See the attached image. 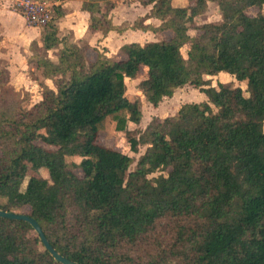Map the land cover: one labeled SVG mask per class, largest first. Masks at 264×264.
<instances>
[{"label": "trees", "instance_id": "obj_1", "mask_svg": "<svg viewBox=\"0 0 264 264\" xmlns=\"http://www.w3.org/2000/svg\"><path fill=\"white\" fill-rule=\"evenodd\" d=\"M141 1L150 13L117 27L115 0H83L93 30L162 34L124 44L121 57L98 50L94 60L87 46L58 37L56 7L42 41L45 50L62 44L57 60L32 57L54 86L43 82L30 108L0 103V209L29 206L55 250L79 264H264V0ZM209 3L221 20L196 24ZM251 7L259 11L249 15ZM221 72L246 91L205 78ZM139 77L153 106L185 85L208 100L186 102L128 136L133 152L146 146L131 169L133 157L98 137L108 117L120 131L141 122L126 81ZM8 87L0 68L1 97ZM42 168L49 178L30 175L22 189ZM0 264L62 263L29 222L0 217Z\"/></svg>", "mask_w": 264, "mask_h": 264}, {"label": "rangeland", "instance_id": "obj_2", "mask_svg": "<svg viewBox=\"0 0 264 264\" xmlns=\"http://www.w3.org/2000/svg\"><path fill=\"white\" fill-rule=\"evenodd\" d=\"M118 3L121 4H128L131 5V2L127 0H118ZM177 4H187V5H193L196 3V0H177ZM8 9H1L5 12L0 14V19L2 18V15L6 13L10 17L9 21H7V26L2 28V24L0 23V28L3 33V36L6 38L5 43L0 47V63L6 64L10 68V76H11V84H9V92L4 93L3 97H1L0 92V103L8 100V103L11 101H17L20 106L24 108H30L34 103H36L39 99L42 97V93L44 91L42 84L45 81L43 79V75H41V72L37 67L33 65L27 66L24 62L25 60V54L26 56L30 54L28 50V40L24 39V32L27 30V28L30 26L26 20H21V18L18 15L11 14L10 9V2L8 3ZM176 5V4H175ZM1 5L0 7H2ZM128 8V7H127ZM141 8V6H138L135 12H132L133 8H128L124 13H128V15H131V13H138V9ZM57 10V9H55ZM259 11L258 7H251L247 9V13L249 15H255ZM262 13H264V7L262 8ZM221 20V12L219 10V7L216 3H210L206 11L196 17V24L200 25L205 22H217ZM200 31L197 29H191L190 34L196 35L199 34ZM164 35V34H163ZM166 36L169 35V33H165ZM162 34L159 33H152L149 32L146 35L143 34V39L141 40H159L161 39ZM21 38V39H20ZM130 40L132 38H129ZM110 52L112 54H116L119 52V50L115 49L113 40H110ZM33 46V45H32ZM94 48V49H93ZM97 49L95 47L89 48L88 56L94 57L96 55ZM188 51L189 46L186 45L182 48V55L184 59H187L188 57ZM38 55H45L44 50L41 49V51L36 50L35 51ZM50 55V53H48ZM52 54V53H51ZM145 72V68H142V76ZM141 78V77H140ZM208 80H210V83L213 86H217L218 83H231L233 85H239L243 88L244 91H246V84L243 82H239L236 80L233 76H231L228 73L221 72L219 75L215 76H206ZM138 80L134 81H128V89L127 94L132 99H137L141 103V109L143 112V116L141 119V122L138 124L130 122L128 124V128L124 131H120L116 127V121L112 117H108L103 125L102 130L99 133L98 141L108 147H112L115 149L122 150L123 152L129 154L131 157L134 158V163L131 166V169H133L137 163L138 158L140 155H142L146 149V146H139L138 152L135 153L130 149L128 136H138V132L142 129H144L147 124L154 118L157 117L159 119H164L167 116L175 114L182 104L186 102H201V101H207V96L200 92L199 89L195 88L192 85H186L183 88H178L173 96L166 97L162 100L159 106H153L150 104L146 97L143 95V93L140 91L138 86H136V82ZM48 85L54 86L52 81H48ZM247 94V93H246ZM128 132V133H127ZM69 162H72L74 160L73 158H68ZM77 161L79 159L76 158ZM161 172H156L153 176H157ZM41 175L45 178H49L48 172L45 168H42L38 172H30L28 176L26 177L25 182L22 185V189L25 188L26 182L29 179L30 175ZM16 212H22V213H30V207L24 206L20 209L14 210Z\"/></svg>", "mask_w": 264, "mask_h": 264}, {"label": "crops", "instance_id": "obj_3", "mask_svg": "<svg viewBox=\"0 0 264 264\" xmlns=\"http://www.w3.org/2000/svg\"><path fill=\"white\" fill-rule=\"evenodd\" d=\"M56 2V7L60 9L61 11V16L59 18H55L54 22L58 28V37L60 39H67L68 41L74 42L78 44L79 46H87V52L86 55L90 60H94L97 56L98 50L104 51V53L108 57H115L119 56L121 57L120 54V48L126 44V43H131V42H139L141 44L148 42V41H153V40H141L143 39V34H149V32L152 31H142L140 29H127L123 32H118L117 30H111L107 34H104L101 30H93L90 27L91 24V16L88 11H86L83 8V0H53ZM116 1L115 7L111 10L110 12V17L113 22V24L117 27L123 26L125 24H130L132 25L135 20L139 17H144L147 14L150 13L151 10V5H146L144 4L141 0H127L131 2V5L128 4H121L118 3V0ZM177 0H172V5L175 7H185L187 4H177ZM10 2V6L12 5V0H0V14L5 12L4 10L2 11L1 9H8V3ZM176 4V5H175ZM210 4V3H209ZM141 6V8L138 9V13H131V15H128V13L122 14V12H125L128 8H133L132 12H135L137 7ZM209 6V5H208ZM55 7V9H56ZM128 7V8H127ZM11 14L18 15L19 13L14 12L12 10V7L10 9ZM56 14V10H55ZM22 21L25 20L22 15H18ZM10 17L6 15H2V18L0 19V23L2 24V28L7 26V21H9ZM146 23H152L154 25H159L161 23L160 20L155 19V18H149L146 20ZM43 27H37V26H29L27 30L24 32V39L28 40V50L30 54L26 56L25 54V60L24 62L26 63L27 66L35 65L37 69L42 74V70L37 66L36 62L33 61L32 57L36 55L37 53L35 52L36 50L41 51V49L44 50L45 56L52 58L54 61L57 60V53L59 49L62 47V44H59L57 48H54L52 50H45L43 47V41H42V34H43ZM3 33L0 28V47L5 43L6 38L3 36ZM154 33V32H152ZM156 34V33H155ZM129 38H132L131 40ZM21 39V38H20ZM113 40L114 46L116 50H119L118 53L112 54L110 52V44L111 41ZM155 41V40H154ZM37 43V48L32 46L34 43ZM95 47L97 50L96 55L94 57H89L88 56V51L89 48ZM94 49V48H93ZM50 53V55L48 54ZM52 53V54H51ZM119 54V55H118ZM124 57V56H123ZM0 68H3L6 70L7 75H8V80L9 84H11V76H10V68L6 64L0 63ZM145 68V67H144ZM147 72V68H145L144 74ZM143 74V75H144ZM43 79L45 80L48 84V81H52L50 79H45L43 76ZM140 78H135V79H126L127 85L128 81H134L138 80L136 82V86H138ZM186 86V85H185ZM183 86V87H185ZM179 87V88H183ZM178 89V88H177ZM176 89V90H177ZM166 98V97H165ZM162 102V101H161ZM160 102V103H161ZM160 105V104H159Z\"/></svg>", "mask_w": 264, "mask_h": 264}, {"label": "built area", "instance_id": "obj_4", "mask_svg": "<svg viewBox=\"0 0 264 264\" xmlns=\"http://www.w3.org/2000/svg\"><path fill=\"white\" fill-rule=\"evenodd\" d=\"M53 0H12V10L24 17L31 26L45 27L55 15Z\"/></svg>", "mask_w": 264, "mask_h": 264}, {"label": "water", "instance_id": "obj_5", "mask_svg": "<svg viewBox=\"0 0 264 264\" xmlns=\"http://www.w3.org/2000/svg\"><path fill=\"white\" fill-rule=\"evenodd\" d=\"M0 217L14 219V220H23L29 222L35 231L39 234L40 239L42 241V244L44 247L49 250V252L52 254V256L62 264H79L73 260H70L63 255H61L59 252L55 250V248L50 244L49 240L47 239L41 225L38 223V221L31 216V214L22 213V212H16V211H5L0 209Z\"/></svg>", "mask_w": 264, "mask_h": 264}]
</instances>
